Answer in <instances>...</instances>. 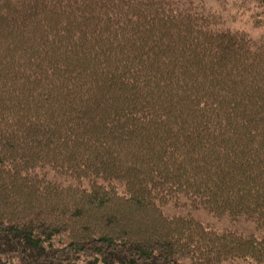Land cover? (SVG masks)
I'll use <instances>...</instances> for the list:
<instances>
[{
    "label": "trees",
    "instance_id": "1",
    "mask_svg": "<svg viewBox=\"0 0 264 264\" xmlns=\"http://www.w3.org/2000/svg\"><path fill=\"white\" fill-rule=\"evenodd\" d=\"M182 199L264 230V35L201 0H0V264H264Z\"/></svg>",
    "mask_w": 264,
    "mask_h": 264
},
{
    "label": "rangeland",
    "instance_id": "2",
    "mask_svg": "<svg viewBox=\"0 0 264 264\" xmlns=\"http://www.w3.org/2000/svg\"><path fill=\"white\" fill-rule=\"evenodd\" d=\"M185 1V0H181ZM200 0H194L198 2ZM204 5L216 13L224 26L232 29L247 31L254 38L264 35V27L254 26L251 16V5L244 3V0H201ZM167 215L190 214L201 220L204 224L217 231H238L246 234L253 233L258 237L264 236V230L258 229L256 223L244 217L233 220L229 216L218 217L207 209H193L191 205L182 199L181 203H172L164 207ZM241 260L234 261L240 263ZM233 262V263H234ZM242 264V263H241ZM246 264V263H244Z\"/></svg>",
    "mask_w": 264,
    "mask_h": 264
}]
</instances>
